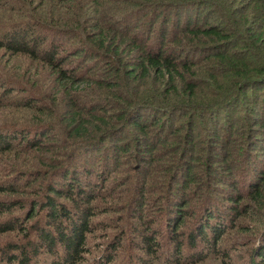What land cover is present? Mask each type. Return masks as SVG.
Listing matches in <instances>:
<instances>
[{
    "label": "trees",
    "instance_id": "obj_1",
    "mask_svg": "<svg viewBox=\"0 0 264 264\" xmlns=\"http://www.w3.org/2000/svg\"><path fill=\"white\" fill-rule=\"evenodd\" d=\"M32 3L34 8L19 20L0 21V51L23 57L39 70L36 77L17 74L16 81L13 75L5 80L0 78V107L19 109L24 116V121L6 120L0 124V157L42 150L43 139L63 136L69 147L76 146L73 152L84 148L95 150L99 146L95 151L102 149L99 164L104 166L103 170L111 160L125 157L127 161L129 157L139 161L140 170L132 175L135 185L143 188L139 191L142 195L151 181L156 182L152 178V162L169 160L162 166L166 182H160L156 189L166 201L163 215L166 222L158 229L163 245L174 252L182 250L183 240L177 230L185 223L193 200L198 203L197 211L189 216L203 217L200 222L206 220L197 233L185 234L187 245L195 249L194 240L199 235L210 243L219 241L224 233L219 229L223 221L217 208L222 200L217 192L220 183L239 189L236 194L239 197L235 195L236 199L230 201L237 204L244 197L248 201L243 211L230 208L236 218L245 216L251 220L253 214L264 213V164L256 167L246 185L244 174L247 155L259 158L264 155V0ZM80 86H85L86 91H79ZM45 98L59 108L60 126ZM176 120L183 123L177 124ZM205 126L213 130L208 143L222 145L206 162L217 164L220 159L227 163L224 175H214L212 171L214 185H209L201 174L196 181V164L189 162L192 155L186 160L187 152L192 154L193 150L196 154L194 141ZM125 127L135 130L130 139L124 142L119 138L113 145L103 147L110 138L123 135ZM182 142V150L173 148ZM171 153H179L178 158ZM73 156L68 154L73 161L77 160ZM144 165L147 168H142ZM53 166L52 169H65ZM103 170L100 177L105 175ZM76 178L68 186L69 194L48 186L49 196L42 206L47 231L39 232L37 240L48 241L50 246L57 243L63 253L60 257L59 252L49 248L54 256L50 264H79L87 252L86 234L95 217V208H91L95 199L82 188L81 179ZM194 184L196 189L192 188ZM14 187L0 185V193L14 194L17 192ZM53 194L66 202L53 200L50 197ZM17 204L1 202L0 215L15 212ZM135 204L138 202L132 199L123 213L127 215ZM138 215L142 222L146 219ZM14 225L12 221L1 224L0 233L14 230ZM143 226L145 230L151 229L148 222ZM168 228L175 233L170 234ZM262 246L254 264H264ZM40 248L31 246L26 251L25 247H19L18 262L30 264L27 255H37ZM140 249L146 256L153 254L149 247ZM141 262L148 264L142 257Z\"/></svg>",
    "mask_w": 264,
    "mask_h": 264
},
{
    "label": "rangeland",
    "instance_id": "obj_2",
    "mask_svg": "<svg viewBox=\"0 0 264 264\" xmlns=\"http://www.w3.org/2000/svg\"><path fill=\"white\" fill-rule=\"evenodd\" d=\"M33 1L38 0H0V21L9 23L11 20H19L22 15L26 16L34 8L32 5ZM35 68V64L30 63L23 57L8 56L0 51V78L2 80L8 79L13 75L12 79L16 81L17 79L14 77L17 74H23L26 77L30 75L36 77L39 70ZM23 87H27V85L23 84ZM80 90L86 91L85 86H80ZM46 92H48L47 89L45 90ZM45 100L49 101L50 99L45 98ZM49 102L51 105H48V108L51 112L56 113L55 121L59 124V115L57 114L59 108L56 109L51 101ZM110 113H114V111ZM23 117L20 115L19 109L9 110L6 107H0V124L6 120L12 122L24 121ZM29 120H32V116L29 117ZM175 123L182 124L183 121L176 120ZM205 127L200 129L201 135L194 141V143H197L196 154L193 150L192 154L187 152L186 160L187 157L192 155L189 162L196 164L194 166L196 181L200 180L198 175L201 174L205 176L209 185H214V182H216L214 175H224L227 163H225L226 160L220 162V159L217 160V164L206 162V158L209 155H216L222 145L208 143L211 139L210 137H213V130L210 126ZM134 131L133 127H125L123 135L121 134L115 139L110 138V140L104 142L103 147L109 143L113 145V142L119 138L125 142L132 137ZM196 132L197 130H195ZM165 133L166 131L161 135ZM13 136L17 137L15 134ZM182 136L181 134L180 137ZM62 138L63 136L43 139L41 142L43 145L42 150H30L27 153L15 152L13 155L0 157V185L4 187L10 185L13 188L16 186L17 188V192L11 195L0 193V203L3 202L7 205L14 202L18 203L15 212L12 210L9 213L0 215V225L8 221L15 223L14 230L0 233V264H23L18 262L20 255L18 256L17 249L19 247H25L27 251L31 246H41L40 251H37V255H27L30 264H50L54 256L49 251V248L59 252L60 257L63 255L57 243H50L52 245L50 246L48 241L39 242L37 235L39 232L47 231L45 224L48 222L42 206L47 202L46 199L49 196L47 192L48 186H53L59 193L69 194L70 187L68 186L72 184V178L76 177L81 179V183L84 185H82V188H84L86 193H91V196L95 199L91 206V208H95V217L92 219L93 223H91L89 234H86L85 249L87 252L83 254V260L79 264H142L141 257L148 264H254L258 262L256 253L259 252L258 250L264 244V213L253 214L251 220H247L248 218H245V216L236 218L235 213H232L230 208L234 207L243 211L245 202L248 203L245 199L246 197H244L243 201L239 200L237 204L230 201V199L239 197L236 195L239 191L238 188L234 190L232 186L220 183L221 185L217 188V192H219L218 195H221L219 198H222V200L217 208L219 209L218 213H220L221 221L224 223L226 221V227L222 224L223 222H221L219 227V229L224 230V233L216 243L204 241L199 235L194 240L195 249L187 245L185 234L197 233L198 228L203 225L206 219L204 218L203 222H200L203 217L201 218L198 215L197 218L192 219L194 216H189L196 213L198 206V203L194 200L193 202L190 201L185 223L177 230L179 232L178 235H181L180 239L183 240L182 250L180 252L175 250L174 252L171 248H166L163 245L165 243H163V238L161 237L162 232L158 229L160 224L162 226L166 222L165 216L163 218L166 213L164 212L166 201L162 197V192L160 190L156 192V189L160 182H166V172L163 171L162 166H166L169 160L161 161L158 159L152 162V178L156 179V182L151 181L146 187L145 195H142L139 191L143 188L141 185H135V176L132 175L140 170L139 166L141 164H139V161L129 159V157H126L127 161L125 157L111 160L107 163V169L103 170L105 169L104 166L99 164L103 154L102 149L98 153L95 151L99 149V146L95 147V150L84 148V151L81 149L73 152L76 146L69 147L68 143H65ZM238 142L239 140H237ZM173 148L182 150L184 148L183 142L180 146L174 144ZM163 150L166 149L163 148ZM223 151L226 152L225 150ZM68 154L69 156L73 154V158H77V160L73 161L72 158L68 157ZM178 154L171 153L172 156L176 155V159ZM194 159L197 161H194ZM69 161L71 162L69 163ZM245 161L247 165L244 170V174H247L246 185V182L255 172L256 167L264 164V155L260 156V158L247 155ZM86 164L92 166L93 170L88 169ZM53 165L58 168L64 167L65 169H52ZM66 167L71 168V170ZM142 168L145 169L147 166L144 165ZM102 170L105 175L100 177ZM212 171H214V175ZM66 172L69 175L67 174L65 178ZM189 188L191 189V186ZM192 188L196 189V184ZM190 189H186V192H189ZM240 190L242 192L245 191L241 188ZM198 194H202V192ZM235 195L236 198H233ZM50 197L57 202H66L62 197L59 198L57 194L50 195ZM132 199H135L138 204L131 206L126 215V213H123L124 208L130 204ZM30 207L31 209L34 207L32 211H30ZM31 213L32 215L29 217ZM138 214L145 216L146 219L142 222ZM198 221L200 224H198ZM147 222L150 223V230L144 229L143 225ZM190 222L191 225H189ZM196 225H198L196 229H193ZM33 230L35 231L34 233ZM168 232L170 234L175 233L170 228H168ZM157 234L159 237H157ZM154 237L156 238L154 239ZM147 238H150V240H147ZM140 247H149L153 254L146 256L145 253H142Z\"/></svg>",
    "mask_w": 264,
    "mask_h": 264
}]
</instances>
